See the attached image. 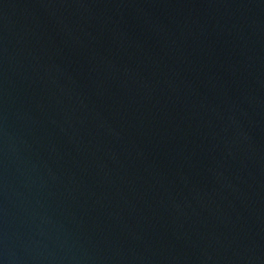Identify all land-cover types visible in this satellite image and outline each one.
Returning <instances> with one entry per match:
<instances>
[{
  "label": "water",
  "instance_id": "obj_1",
  "mask_svg": "<svg viewBox=\"0 0 264 264\" xmlns=\"http://www.w3.org/2000/svg\"><path fill=\"white\" fill-rule=\"evenodd\" d=\"M0 264H264V0H0Z\"/></svg>",
  "mask_w": 264,
  "mask_h": 264
}]
</instances>
